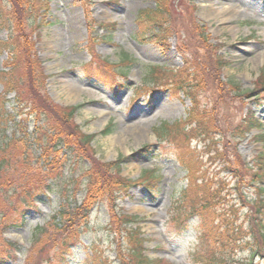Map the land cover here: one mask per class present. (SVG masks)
<instances>
[{
	"label": "rangeland",
	"instance_id": "rangeland-1",
	"mask_svg": "<svg viewBox=\"0 0 264 264\" xmlns=\"http://www.w3.org/2000/svg\"><path fill=\"white\" fill-rule=\"evenodd\" d=\"M230 5L238 13L228 23L205 13ZM38 16L44 24L35 29ZM146 29L153 38L142 36ZM260 54L264 0H0V144L17 143L10 156L0 149V251L12 252L9 244L19 250L8 264H58L64 238L51 228L40 244L33 245L34 236L52 217L86 202L92 211L70 264H123L116 260L126 257L119 245L127 242L111 232L116 224L123 231L124 217L139 228L144 255L160 264H264L254 220L264 181H252L256 156L264 153V101L254 93L264 80V62L254 66ZM151 66L163 67L155 76L166 90L144 95ZM180 80L195 87L177 90ZM116 82L125 87H112ZM250 114L263 128L235 139ZM198 124V134L207 132L197 138L204 143L157 136L163 125L197 130ZM133 125H140L139 143L124 133ZM56 130L62 136L42 145L45 133ZM81 133L91 137L86 148ZM158 143L160 155L140 152ZM5 157L12 164L8 174L1 168ZM189 164L198 176L226 185L222 220L213 223L210 216L214 230L204 235L195 220L185 233L175 221ZM117 165L121 181L114 177ZM236 169L238 179L230 174ZM144 171L160 178L155 200L131 187ZM98 183L102 196L95 194ZM22 215L21 228L8 227ZM215 233L226 237L222 246Z\"/></svg>",
	"mask_w": 264,
	"mask_h": 264
},
{
	"label": "trees",
	"instance_id": "trees-1",
	"mask_svg": "<svg viewBox=\"0 0 264 264\" xmlns=\"http://www.w3.org/2000/svg\"><path fill=\"white\" fill-rule=\"evenodd\" d=\"M149 13H152L151 17H154V13H156V11H149ZM143 14L144 15L146 14V16H148L147 21H150L149 27H152L154 25L153 24L154 19L150 18L149 17L150 14H148V13L144 12ZM37 18L34 17L33 18L34 20L32 21L33 28H35V29H38L40 26H42L44 24V22H41V21H44L43 16H38ZM45 22H46V20H45ZM146 35H152V31H148L146 29L145 34H143L142 36L147 37ZM150 38H153V36H150ZM150 72H151V74L148 76V79H147L148 83L147 84H151V85L159 84L160 81L157 80L156 76H155L158 71L156 69H151ZM184 73L187 74L186 75L187 78H190L191 74H190L189 70L184 72ZM122 75H123V73H122ZM180 84L181 85H179V87L176 88L177 90H180V91H183V89L186 90L187 87H189L191 89H193L195 87V86H190L191 82H187V81H183V80H180ZM254 93H256V95H258L260 98L264 99V80H263V82L261 80V84L257 87V89ZM0 105H2V102H0ZM192 111H194V110H191L190 112H192ZM26 114L27 115L29 114L28 116H30L32 118L36 117L35 114H30L29 112ZM70 115L71 114H69V116ZM244 120L246 121L245 122L246 124H244L246 126H243L242 124L237 126L236 131H238V133L235 136V139L244 138L246 136V134L248 132H250L251 130H253L254 128H261L262 127V124L258 120H256L254 117H252L251 114L247 115ZM201 128H202V126H200L199 124H198L197 130H194V128H191L192 130H189V129L187 130V127L180 128L178 125H176L175 128L168 127L167 125H165V126L163 125L160 128V130H158V131L160 133V135H159L160 137H164V138L170 137L171 139H174L172 137L177 136L178 138H180L182 140L192 141L193 139H197V138L202 136V135L201 136H198V135L207 133L206 131H204L203 133L198 134L197 131ZM26 130H27V128H25V130H23V132L27 133ZM39 131H40V128H39ZM185 131L186 132L189 131V132H187V134H186ZM2 133L3 132H1L0 134H2ZM47 133H49V132L45 133V136H46L45 142H43V141L41 142L42 145H43V143H45V146L49 145V143L51 142L53 137H55V136L61 137L62 136L61 134H59L58 130H56V132L51 131L49 133L50 135ZM204 137H205V135H204ZM12 139L13 138L8 139L2 145L0 144V147L3 146L0 149L1 150L3 149L4 153L8 152L9 156L11 155L13 148L17 144L16 141L14 142ZM80 142H83V145H84L83 147H85V145H87L86 147H88V145L91 142V137L85 135L84 133H81L80 134ZM13 143H14V145H13ZM42 145H41V148H42ZM60 145H62V147H64L63 143H60ZM59 148L60 147H57L56 149H59ZM67 149L70 150L69 148H67ZM5 160H7L6 157H5ZM181 160H183V158H181ZM257 161H258L257 165L259 166V169H258V171L255 170L256 172L252 176V181L257 180V179H261L259 181H264V179H263L264 178V153H262L261 155H259L257 157ZM119 165H117L118 167L115 169V172H114L115 176L114 177H116L118 180L121 181V179L118 175V171L120 169ZM11 166H12L11 161H8V160L5 163L4 162L1 163V168L3 167V172L5 174H8V171L10 170L9 168ZM236 167H238V165ZM97 168H99V166H97L96 169ZM100 168H101L100 171L103 172V174H105L106 173L105 169H103L102 167H100ZM184 168L187 170V173H188L187 186L182 191V196H181V201H180L181 204L180 205H182L183 207L178 208V213L176 215H179V216L177 219H180L183 214L188 219L190 217L191 218L192 217H199L201 226L204 228L205 231H207V233L208 232L210 233V232H212V230H214V228H212L214 221L215 220H222V215H221L218 208L221 206V204L223 202H225V196L223 194V192L225 191V184L222 180H217V181L213 182V180H209L205 176H198L196 174L192 164H189L188 166H185ZM198 173H199V171H198ZM252 173H253V170H252ZM236 174L239 176L238 170L236 171ZM146 176H148L149 178H151L153 180L156 179L153 175H151V173L146 174ZM100 186L101 185L98 183V186L95 187V191H98L97 188H99ZM95 194H100V196H102V190L96 192ZM115 198L113 196L112 199H110V200H115ZM94 200H95V197H94ZM83 204H81L80 206L75 208V210H73V211H70V210L64 211V212L62 211L57 216L53 217L52 223L50 224L51 229L54 230L59 237L61 236L64 238V240H62L63 245L61 244V248H62L61 254L66 255L67 252L69 251V248H70L69 244L72 241L79 239L81 237V235L84 233V231L86 230V227L84 228L83 224L86 222V217H87L88 213L90 212L91 208H90V204L88 205L87 202L84 205ZM256 205H257L256 217H254V220H255L256 225L261 229L260 238H261V241L264 243V201L263 200H257ZM211 210L213 212H211ZM210 216H213V218H212L213 223L208 224V220H210ZM223 217H224L223 220H225L226 216L224 215ZM121 221L124 223L123 231H122L121 226H119L117 224L115 225V227H116V231H115V227H114V223H113L114 228L111 232L113 235L115 234L116 236L121 235V238H124V240L127 242V246H126L124 241H122V244L119 245L120 253L122 251L126 255V257H124V255H123L124 260H120L119 262L123 263V264H160L158 260H151L147 256L144 255V243H145V241L141 237V233H140L139 228H137V229H132L131 227L128 228V225L130 223H133L134 219L129 218V217H124L123 219H121ZM72 222H73V225H71ZM16 226H18V227L22 226V222H16ZM224 226L227 229V226H229V224H225ZM219 227H221V226H219ZM38 232H39V234L37 236H35L33 239V242H34L33 245L40 244L41 239H43L44 235L47 234L48 229L41 228L38 230ZM226 233L228 234V231ZM212 237L214 238L216 243L219 240L226 238L223 234L220 235L219 233L212 234ZM247 247L249 249H251V248L257 249L253 246H250V245ZM127 254H128V259H127ZM214 262L216 264H226V262L223 263L222 261H214Z\"/></svg>",
	"mask_w": 264,
	"mask_h": 264
},
{
	"label": "bare ground",
	"instance_id": "bare-ground-1",
	"mask_svg": "<svg viewBox=\"0 0 264 264\" xmlns=\"http://www.w3.org/2000/svg\"><path fill=\"white\" fill-rule=\"evenodd\" d=\"M207 16H212L214 18H220V20L224 23H228L231 19H232V15L233 14H237V10L236 8L232 5L230 6H227L226 8H223L221 11H217L215 9H211V10H208L207 12H205ZM234 18V17H233ZM76 19V18H74ZM177 45H179L178 41H177ZM180 52L182 54H184V51L183 50H180ZM260 62H264V55L263 54H260L258 56V58L256 60H254V66H258ZM69 94L70 95H73V93H76V90H68ZM124 133H131L136 142L139 143L141 141V139L139 138V134L141 136V130H140V125H133L131 127H128L125 129ZM125 134V135H126ZM142 138V136H141ZM126 139H124V136L123 137H120V142L121 143H124Z\"/></svg>",
	"mask_w": 264,
	"mask_h": 264
}]
</instances>
